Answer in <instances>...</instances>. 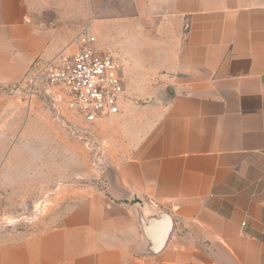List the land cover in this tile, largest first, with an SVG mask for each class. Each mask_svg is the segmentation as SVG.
<instances>
[{
	"label": "crops",
	"instance_id": "1",
	"mask_svg": "<svg viewBox=\"0 0 264 264\" xmlns=\"http://www.w3.org/2000/svg\"><path fill=\"white\" fill-rule=\"evenodd\" d=\"M111 2L87 0L94 18L82 26L125 79L119 113L100 121L116 142L103 188L0 245V264H264V0ZM74 35L35 27L27 0H0V87L72 53ZM149 78L151 100L125 98ZM9 104L0 90V141ZM135 203L171 218L154 255L139 252Z\"/></svg>",
	"mask_w": 264,
	"mask_h": 264
},
{
	"label": "rangeland",
	"instance_id": "2",
	"mask_svg": "<svg viewBox=\"0 0 264 264\" xmlns=\"http://www.w3.org/2000/svg\"><path fill=\"white\" fill-rule=\"evenodd\" d=\"M27 1L29 17L44 31L69 25L76 37L94 18L87 0ZM138 85L135 92L127 84L125 98L146 104L152 97V80ZM0 90L10 103L1 133L5 140L0 141V163L7 159L6 188L0 196L4 245L49 229L79 204L85 192L100 191L116 142L113 125L85 123L64 109L55 110L42 97L30 98L24 83Z\"/></svg>",
	"mask_w": 264,
	"mask_h": 264
},
{
	"label": "built area",
	"instance_id": "3",
	"mask_svg": "<svg viewBox=\"0 0 264 264\" xmlns=\"http://www.w3.org/2000/svg\"><path fill=\"white\" fill-rule=\"evenodd\" d=\"M72 53H60L38 62L25 75L30 98L42 97L55 109H64L85 123H97L120 111L125 79L120 62L97 48L89 27L73 40Z\"/></svg>",
	"mask_w": 264,
	"mask_h": 264
},
{
	"label": "water",
	"instance_id": "4",
	"mask_svg": "<svg viewBox=\"0 0 264 264\" xmlns=\"http://www.w3.org/2000/svg\"><path fill=\"white\" fill-rule=\"evenodd\" d=\"M132 208L142 231L139 252L143 255L158 253L164 247L171 232V218L166 213L151 207H145L146 210H143L145 208L137 203L133 204Z\"/></svg>",
	"mask_w": 264,
	"mask_h": 264
}]
</instances>
